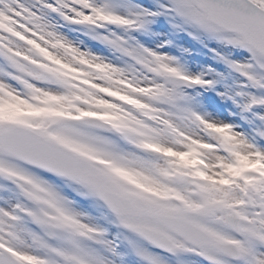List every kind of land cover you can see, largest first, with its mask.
<instances>
[{
  "label": "snow or ice",
  "instance_id": "1",
  "mask_svg": "<svg viewBox=\"0 0 264 264\" xmlns=\"http://www.w3.org/2000/svg\"><path fill=\"white\" fill-rule=\"evenodd\" d=\"M0 264H264V0H0Z\"/></svg>",
  "mask_w": 264,
  "mask_h": 264
}]
</instances>
